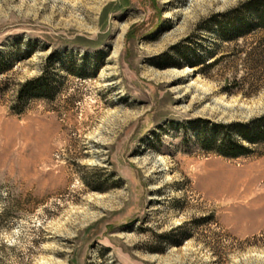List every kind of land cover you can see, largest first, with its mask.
<instances>
[{"label": "rangeland", "instance_id": "rangeland-1", "mask_svg": "<svg viewBox=\"0 0 264 264\" xmlns=\"http://www.w3.org/2000/svg\"><path fill=\"white\" fill-rule=\"evenodd\" d=\"M246 1L0 0V264H264V148L199 144L264 116L263 36L201 28Z\"/></svg>", "mask_w": 264, "mask_h": 264}, {"label": "trees", "instance_id": "trees-1", "mask_svg": "<svg viewBox=\"0 0 264 264\" xmlns=\"http://www.w3.org/2000/svg\"><path fill=\"white\" fill-rule=\"evenodd\" d=\"M201 28L205 32L216 33L218 40L224 43L239 44L250 37L262 35L263 38L256 41L249 52L240 51L239 55L244 56V62L255 71L264 70V0L243 2L224 14L211 17ZM209 54L204 58L205 63L211 60L209 56L212 53ZM215 64L209 63L208 66L213 67ZM262 80L258 79L259 82ZM52 92V84L42 77L22 86L18 99L23 102L30 98L48 97ZM199 134L200 149L205 154H216L226 159L262 156L264 116L247 124L206 125L200 129Z\"/></svg>", "mask_w": 264, "mask_h": 264}, {"label": "bare ground", "instance_id": "bare-ground-1", "mask_svg": "<svg viewBox=\"0 0 264 264\" xmlns=\"http://www.w3.org/2000/svg\"><path fill=\"white\" fill-rule=\"evenodd\" d=\"M116 56H114V58H115ZM186 72L187 73H192L193 72V69H191V68H188L187 70H186ZM162 161V163H165V162H163V160H161ZM244 183L246 184V181L245 180H242V179H240L238 182H237V184H236V195L238 196L239 194H238V192H239V190H240V188H241V186L242 185H244ZM227 184V183H226ZM248 187V186H247ZM226 188H228L229 190H231V188H230V186H228L227 187V185H226ZM249 190H250V188H249Z\"/></svg>", "mask_w": 264, "mask_h": 264}]
</instances>
